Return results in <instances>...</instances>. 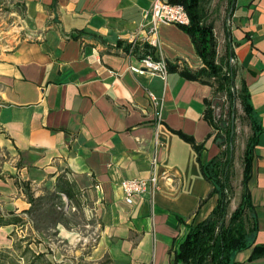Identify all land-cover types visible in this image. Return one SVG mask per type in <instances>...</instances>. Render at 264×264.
Returning <instances> with one entry per match:
<instances>
[{
    "label": "crops",
    "instance_id": "1",
    "mask_svg": "<svg viewBox=\"0 0 264 264\" xmlns=\"http://www.w3.org/2000/svg\"><path fill=\"white\" fill-rule=\"evenodd\" d=\"M154 1L0 0V148L18 163L10 177L26 200V190L66 182L70 199L95 222L87 236L58 232L62 264H175L173 249L187 226L207 219L217 204L197 153L178 135L203 146V163L218 154L203 118L212 89L179 73H151L141 63L146 54L191 71L201 67L177 26L158 24L151 46L144 16ZM220 13L217 58L228 42L236 86L245 85L262 128L248 182L257 233L252 247L231 260L264 264V257L251 260L254 246H264V0H235L228 18L224 8ZM147 92L162 100L159 120ZM153 159L166 177L127 204L121 182L148 179ZM235 162L239 181L242 166Z\"/></svg>",
    "mask_w": 264,
    "mask_h": 264
},
{
    "label": "trees",
    "instance_id": "2",
    "mask_svg": "<svg viewBox=\"0 0 264 264\" xmlns=\"http://www.w3.org/2000/svg\"><path fill=\"white\" fill-rule=\"evenodd\" d=\"M212 0H168L179 5L186 13L188 26H177L188 35L194 52L201 62V67L191 71L181 64L165 61L167 73H179L184 79L198 82L212 89L210 100L205 102L204 120L210 126L213 142L219 148L218 154L207 162H201L199 155L203 146L193 139L178 135L197 153V161L202 177L211 186L209 196L217 197V204L207 219L195 225H188L184 238L175 244L173 258L175 264H237L231 260L234 253L252 247L257 233V220L248 182L251 178L253 150L262 128L253 111L249 93L243 83L236 86L237 65L226 42L224 54L217 58V41L214 25L218 15L216 10H209L207 4ZM225 19L231 15L235 0H224ZM226 40L228 34L224 29ZM74 38H78L75 36ZM151 48V47H150ZM149 49V46H146ZM153 53V51H150ZM144 54L141 59H143ZM155 60V59H154ZM224 98V101H222ZM225 104L227 108L224 109ZM238 104L249 124L250 133L244 143L241 157L242 173L239 183L238 201L230 211L235 199L234 170L235 132L231 135L232 122L236 119ZM211 106H217L224 112L225 120L216 119ZM235 130V127H234ZM58 192L72 197V189L64 181L58 183ZM31 200V198H30ZM17 217L0 218V227L17 225ZM264 257V246H254L251 260Z\"/></svg>",
    "mask_w": 264,
    "mask_h": 264
},
{
    "label": "rangeland",
    "instance_id": "3",
    "mask_svg": "<svg viewBox=\"0 0 264 264\" xmlns=\"http://www.w3.org/2000/svg\"><path fill=\"white\" fill-rule=\"evenodd\" d=\"M207 6L209 10H216L217 21L221 16L220 10L226 7L224 0H212ZM226 108L225 104L224 109ZM211 109L216 119H220V122L225 120L221 108L211 106ZM235 109L234 162L239 160L241 163L244 143L250 128L238 104ZM14 168H18L14 153L0 148V176L3 179V184L0 185V218L17 217L20 220L17 225L0 227V264H62L65 246L58 232L64 228L80 237L87 236L95 225L94 218L86 212L87 208L77 198L71 200L66 197L65 202L63 197L57 194L58 185L56 190L44 189L42 192H35V189L32 194L26 190V200L15 187L14 178L10 177L16 172ZM234 186L235 199L230 211L238 201L239 183L236 178ZM29 200L31 205L27 203ZM66 204L71 208L67 209ZM72 248L75 249L76 244Z\"/></svg>",
    "mask_w": 264,
    "mask_h": 264
},
{
    "label": "built area",
    "instance_id": "4",
    "mask_svg": "<svg viewBox=\"0 0 264 264\" xmlns=\"http://www.w3.org/2000/svg\"><path fill=\"white\" fill-rule=\"evenodd\" d=\"M145 19L149 18V33L153 38L150 40L151 46H155L156 27L158 24H171L174 26H188L189 20L183 8L179 5H173L164 0H155L150 10L145 14ZM145 70L154 73L165 75L167 73L164 62L156 61L150 56L141 59ZM147 97L150 105L153 108L154 116L157 120L161 118L163 110L162 100L157 98L152 92H147ZM152 172L148 179H127L120 184L121 191L124 195V201L127 204L132 203V198L135 196H142L149 190H157L159 180L166 177V174L157 173V163L153 159L151 161Z\"/></svg>",
    "mask_w": 264,
    "mask_h": 264
},
{
    "label": "water",
    "instance_id": "5",
    "mask_svg": "<svg viewBox=\"0 0 264 264\" xmlns=\"http://www.w3.org/2000/svg\"><path fill=\"white\" fill-rule=\"evenodd\" d=\"M234 133V122H232V126H231V135Z\"/></svg>",
    "mask_w": 264,
    "mask_h": 264
}]
</instances>
